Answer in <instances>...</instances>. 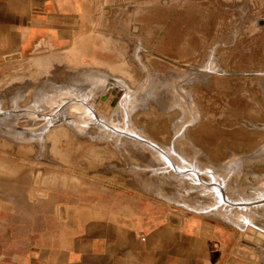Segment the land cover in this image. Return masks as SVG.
<instances>
[{
  "label": "rangeland",
  "instance_id": "rangeland-1",
  "mask_svg": "<svg viewBox=\"0 0 264 264\" xmlns=\"http://www.w3.org/2000/svg\"><path fill=\"white\" fill-rule=\"evenodd\" d=\"M97 2L78 50L3 63L4 187L123 189L206 230L210 264H264V0Z\"/></svg>",
  "mask_w": 264,
  "mask_h": 264
},
{
  "label": "crops",
  "instance_id": "crops-1",
  "mask_svg": "<svg viewBox=\"0 0 264 264\" xmlns=\"http://www.w3.org/2000/svg\"><path fill=\"white\" fill-rule=\"evenodd\" d=\"M97 1L0 0V69L19 55L78 50L99 17ZM4 185L0 179V264H210L206 230L150 212L123 189L84 200L55 198L28 181Z\"/></svg>",
  "mask_w": 264,
  "mask_h": 264
},
{
  "label": "water",
  "instance_id": "water-1",
  "mask_svg": "<svg viewBox=\"0 0 264 264\" xmlns=\"http://www.w3.org/2000/svg\"><path fill=\"white\" fill-rule=\"evenodd\" d=\"M171 219H172L173 222H177L178 221V218L175 217V216H172Z\"/></svg>",
  "mask_w": 264,
  "mask_h": 264
}]
</instances>
